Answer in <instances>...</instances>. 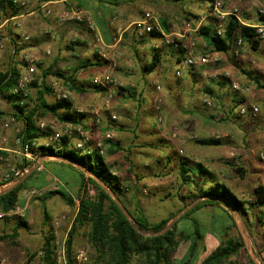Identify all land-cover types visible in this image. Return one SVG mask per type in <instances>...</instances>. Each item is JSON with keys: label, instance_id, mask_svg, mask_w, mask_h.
Instances as JSON below:
<instances>
[{"label": "rangeland", "instance_id": "rangeland-1", "mask_svg": "<svg viewBox=\"0 0 264 264\" xmlns=\"http://www.w3.org/2000/svg\"><path fill=\"white\" fill-rule=\"evenodd\" d=\"M96 1L98 5L103 2H111V0H92V2ZM117 1L127 2L131 8L135 9L137 11L134 13L136 18H143L144 13L151 12L158 19L161 27L160 21L164 20L169 25L171 33L186 34L195 43L197 56L212 54L208 50L209 46L205 47L203 40L197 38V35L200 36V28L207 25L210 20H215L214 18H206L210 11V2L208 0ZM227 2L228 0H226ZM82 5L85 8L88 7L83 3ZM241 12L244 14L242 10ZM186 25H191L190 29L192 30L199 25V30L196 29V32L188 31L189 28H186ZM199 43L204 51L203 55L198 54L197 47ZM152 44L159 45L160 40L154 39ZM161 45L163 46L162 43ZM163 48L168 47L164 46ZM252 51L251 46L247 45L246 47L244 46L242 54L251 53ZM16 62L18 61L16 60ZM161 88V92H163V87L161 86ZM164 93L168 94L165 90ZM184 95L185 98L182 97L184 100L183 106L179 103L176 106L177 110L180 111L181 119L191 114V118L198 119L200 117L199 121L202 120V123L192 121L187 124L189 133L184 136L188 138L191 136V138L185 144L180 143L182 131L179 128L181 125L174 126L171 124L169 126V118H174V122L179 119L176 115L177 113H174L175 108H172L169 114L161 113L162 123L158 121L160 114L157 115L152 112L154 115L150 116L152 118L148 123L149 126L151 124L152 127L157 128L159 132L158 139L148 135L153 129L151 128L147 132L145 124L142 125L144 129L136 128L134 131L127 129L118 134L117 122L119 121L120 113L118 110L116 111L118 119L114 128L110 131L113 137L111 140L115 141L114 144L118 142L119 150L117 153L110 155L106 149L103 158L111 166V172L122 179L123 193H120V205L126 211L128 209L132 213H137V210H141L152 223L172 218L169 223L170 226L183 215L191 214L190 211L201 201L197 197L192 184H181L179 177L181 160L187 159L193 164H203L215 172L219 181L228 187L240 200L248 204H254V207L249 210V215L246 217L241 216L234 208H230L229 212L234 217L249 256L252 260H255L256 264H264V204H257L255 197L256 189L263 190L264 194V169L259 167L262 164L264 165V137H261L262 141L259 139V143L257 142L256 147L260 144V148L255 153H252V149L248 151L246 146L248 135L255 132L253 128L264 125L262 122L264 121V105H259L260 114L253 121L257 124L248 122L244 130H238V132L244 134V136L241 135L244 137V141H241L240 135H237L238 132L234 127L233 129L229 128L230 124L226 121L228 119L221 114L222 107L218 108L216 100L210 97L207 91L200 95L194 88L187 91ZM188 99L193 101V106L186 105ZM204 99L210 100L212 106L208 107L204 103ZM116 101L117 99L113 98V103ZM166 104L170 105V101L166 100ZM232 115L238 116L237 108L232 111ZM247 119L252 120L250 118ZM51 120L48 122L49 124L57 125V120L54 117ZM125 122L132 124L130 120ZM104 124L106 125V123H103L97 129L95 135L92 134L93 140L96 141L103 138L108 132L103 128ZM55 127L59 128L60 126ZM232 130L236 132H232V134L238 136L240 140V147L236 145L237 141L235 139L229 140L224 136ZM174 133H176L175 138H173ZM93 136L96 138L94 139ZM255 136H257L256 132ZM218 137L222 141V145L218 147L205 146L197 142L198 140L217 139ZM40 141L43 142V137ZM70 164L68 160L63 158L43 159V170L38 171L33 176V179L30 180L29 188L21 192V203L19 206L12 214L0 220V236L12 235L19 219L28 224V228L19 230L17 238L12 239L10 237L5 241H0V260L6 259V264H44L41 248L44 236L47 235L53 237L56 264H69L67 241L77 214V207H70L61 196L58 194L49 195V193L65 190L69 196L74 198L78 206L79 202L75 198L80 191L78 171L82 169L78 166L72 167ZM54 170L65 175L66 180H61ZM86 176L91 177L88 173ZM100 184L108 190L105 184L101 182ZM87 188L86 191L88 190L91 196L95 195L92 185H88ZM33 190H39V193L32 195L31 192ZM112 196L115 197V195ZM191 215V218L198 223L204 237L200 242L199 255L195 263L199 264L204 256L209 254V251L213 250V247L218 244L221 227L218 225L212 227L211 209H201ZM258 217H262V221ZM184 228L188 230L187 227ZM87 232L88 230L83 228L75 233L72 244L74 264H84V261L79 258L81 252H85L89 264H93V251L87 241ZM189 247L190 242H182L180 244L175 255L178 263H182ZM204 248H206V251ZM34 254H37V256L31 259ZM234 262L236 264H248L245 253L235 258Z\"/></svg>", "mask_w": 264, "mask_h": 264}, {"label": "crops", "instance_id": "crops-1", "mask_svg": "<svg viewBox=\"0 0 264 264\" xmlns=\"http://www.w3.org/2000/svg\"><path fill=\"white\" fill-rule=\"evenodd\" d=\"M81 2L82 0H28L25 12L22 15L14 17L2 25L7 38L4 41L6 51L1 58L0 66L5 69L11 65V62L14 61L16 63V59L18 61L19 57L16 59L10 57V50L14 48L20 50L18 51L20 55L27 52L40 61L39 75L34 81L40 84L39 86L43 82L48 86L50 79L56 78L51 75L52 73H63L66 76H72L76 87L80 88L79 92H69L70 101L73 104L72 113L76 115L83 128L91 130V134L95 135L97 129L100 128L93 126L92 113L99 104L101 97L106 94V91L97 90L92 80L96 75L108 70L111 58L116 53H119L117 55L119 61L117 71L118 86L113 91L115 94L114 98L117 101L113 103L112 110L116 109L115 111L118 110L120 113L119 121L117 122L118 134L127 129L132 131L136 130V128L144 129L142 125L145 124L147 132L151 128L153 129L148 135L158 139L159 132L157 128L154 126L153 128L151 124L149 126L148 122L152 118L150 116L154 115L152 112L157 114L155 105L158 98H161L163 101L161 113L169 114L170 110L175 108L174 113H177L176 115L179 119L174 122V118H169V126L171 124L174 126L180 124L179 129L182 131L180 143H187L188 139L191 138V136L189 138L184 136L189 133L187 124L192 121L198 122L200 117L198 119L191 118L190 114L181 119L180 111L177 110L176 106H178V103L183 106L184 94L194 88L200 95L208 90L209 93H207L216 100L218 108L222 107L221 114L226 119H230V121L226 120L230 124V129L234 127L237 132L240 129L244 130L248 122L252 123L256 120H249L247 117L241 116L235 117L232 115V111L237 101L258 106L264 105V41H261L256 48H252L250 44H245V47L247 45L251 46L253 51L251 53H243L238 58L233 57L231 51L228 53L214 52L212 54L217 55L220 59L218 64L191 69L178 78L175 75V70L178 63L184 58V52L177 51L171 47H162L158 51L160 64L152 72L148 70L147 67L151 65L152 59L156 54L155 45L152 44L154 39L148 37L140 40L136 37L131 25L142 20V18L135 17L134 13L136 10L131 8L127 2L111 0V2H103L98 5L97 1L83 0L82 3L88 6L86 8ZM65 3L84 10L93 19L99 38L106 49L102 48V45L99 44L100 42H97L98 48L95 47L98 35L90 31L85 24H79L75 21H62L60 9ZM235 7L245 13L244 19H242L244 24L255 26L258 19L256 9L257 7H264V0H228L226 9ZM48 9L52 10L51 15H46ZM115 16H117V21H113ZM19 23L21 27H19ZM194 25L196 26L195 22ZM187 27L189 28L188 31L196 32V29L199 30V25L194 30L190 29L191 25H186ZM118 29L124 31V33L118 48H115L114 43ZM162 30L165 34H169L163 27ZM22 34L29 36L30 39L27 42L23 41L20 37ZM197 38L203 40L198 35ZM189 40L191 38L186 36L183 41L187 44ZM203 45L207 47L204 41ZM197 50L199 55L204 54L200 43ZM208 50L211 51L210 48ZM17 64L20 63L17 62ZM234 83H238L241 86L242 90L240 92L233 91L232 84ZM157 84H161L163 92L156 90L155 86ZM38 88L40 89V87L36 86L31 88V95L34 98L32 108L36 105L35 100ZM164 90L168 94H165ZM44 98L48 103L55 102L52 92L46 94ZM166 100L170 101V105L166 104ZM186 105L193 106V101L188 99ZM79 110L83 111L84 114L80 116ZM8 111H11V108H7ZM51 118L52 116L49 115L42 121L48 123L52 121ZM216 118L218 119V117ZM124 120H130L132 124L130 125ZM108 122L109 114L107 113L104 117V123H106V125H103L104 129ZM262 122L264 123V121ZM199 123H202V120ZM56 124L55 126L61 127L64 123L57 120ZM253 129L257 136H255V132L249 134L246 146L248 151L252 149V153H255L260 148V144L256 147L257 142L259 143V139L262 141L261 137H264V125ZM230 132L224 136L229 140L235 139L237 141L236 145L240 147L241 143L238 136L232 134L235 131L232 130ZM237 135H240L241 141H244V137L241 136H244L242 132H238ZM93 137L94 139L96 138L95 136ZM175 137L173 134V138ZM117 144L118 142H116L115 146H118ZM255 147L256 149L254 150ZM238 150L241 151L240 149ZM259 167L264 169L263 164ZM253 261L255 262V260Z\"/></svg>", "mask_w": 264, "mask_h": 264}, {"label": "trees", "instance_id": "trees-1", "mask_svg": "<svg viewBox=\"0 0 264 264\" xmlns=\"http://www.w3.org/2000/svg\"><path fill=\"white\" fill-rule=\"evenodd\" d=\"M25 9L26 6L14 5L13 0H0V26L4 21L22 15ZM244 16L245 13L242 14V19ZM160 22L163 29L170 33L167 22L164 20ZM216 23V20H210L207 25L199 30L200 37L209 46L211 53H228L231 51L238 33L244 39L245 44H250L252 48L259 46L260 42L255 39V28L247 27L235 18L229 17L226 31L222 36H218ZM258 24H264V17L258 16L256 25ZM153 37L160 39L162 34L154 32ZM18 51L20 50L17 49L16 52ZM180 52L183 51L180 50ZM159 64L160 54L156 51L151 65L147 68L152 72ZM20 67L21 63L17 64V62L8 66L9 69L7 70H3L0 66V94L6 95V98L12 103L15 102V98H12L10 91L18 81ZM51 75L62 79L68 90L80 91L72 76H66L63 73H52ZM39 85L37 82H33L31 86L40 87L41 90L38 88L36 105L29 111L28 121L23 129L24 141H35L43 137L38 128V121L49 115L62 123L80 124L76 115L72 113L73 104L71 101L48 103L44 97L51 93V89L44 82L41 86ZM206 91L208 92V90ZM242 104V101H237L234 109H238ZM14 107L17 108L18 106L14 105ZM105 130L110 131L108 125ZM197 142L212 147L222 145V141L219 139H204ZM63 143L62 150L55 152L53 147H50L47 150V155L63 158L68 160L72 167L78 166L82 169L78 171L80 191L75 198L79 202L78 206L74 198L69 196L65 190L49 193V195L58 194L70 207H77V214L67 241L69 264H74L72 244L75 233L83 228L88 230L86 237L93 251V264H180L175 255L182 242H190V247L181 264H195L199 255L200 242L204 237L198 223L191 218V214L206 208L212 210V227H216V225L221 227V234L218 236V244L209 251V254L201 260L200 264H236L234 259L242 253H245L248 264H255L247 253L238 226L229 212L230 208H234L241 216L246 217L254 204L240 200L219 181L215 172L203 164H193L187 159L181 160L179 166L180 180L183 185L192 184L201 201L190 211L191 214L183 215L169 226L172 218L152 223L141 210L132 213L126 208L129 215L127 217L110 194L112 193L121 201L122 179L111 172V166L106 160L100 156L96 149L89 150L86 147L82 150H76L73 145L67 144L65 140ZM104 144L110 155L119 150L113 140H106ZM36 173L37 171H34L23 182L0 195V213L10 215L16 210L21 203V192L29 188L30 180ZM55 173L61 180H66L65 175L57 171ZM87 173L91 177H87ZM100 182L105 184L108 190ZM88 185H92L95 195L91 196L88 190L86 191ZM255 197L257 204H264L263 190L256 189ZM258 219L262 221L263 218L258 217ZM184 227H187L188 230H185ZM25 228H28L27 222L19 219L13 234L0 236V241H5L10 237L12 239L17 238L19 230ZM204 250L206 251V248ZM41 253L44 264H56L52 236H44ZM36 256L37 254L32 255L31 259Z\"/></svg>", "mask_w": 264, "mask_h": 264}, {"label": "built area", "instance_id": "built-area-1", "mask_svg": "<svg viewBox=\"0 0 264 264\" xmlns=\"http://www.w3.org/2000/svg\"><path fill=\"white\" fill-rule=\"evenodd\" d=\"M208 1L210 2V11L206 18H214L216 20V33L218 36L224 34L227 28L228 18L233 17L241 24L255 28V39L259 42L264 41V24L255 26L244 24L242 22L241 10L237 7L226 9V0ZM13 4L25 7L28 4V0H13ZM256 10L259 17H264V7H257ZM60 11L62 21H75L79 24H85L90 31L98 35L93 19L84 10L65 3ZM51 14L52 10L48 9L46 15ZM8 21L9 20H6L4 23ZM113 21H117V16L113 18ZM2 25L0 26V64L1 58L6 51V44L4 41L7 38V34ZM18 25L21 27L20 23ZM131 28L136 37L140 40L148 37L156 39L153 37V33H161L162 37L159 39L160 44L154 46L155 51H160L162 47L166 46L184 52V58L178 63L175 70V75L178 78L182 77L191 69L208 66L210 64H218L220 61L219 57L215 54L197 56L195 43L189 40V42L185 44L183 41L186 38V34H165L158 19L151 12L144 13L142 20L133 23ZM123 33L124 31L121 29L117 30V37L114 43L115 48H118L122 41ZM20 37L25 42L30 39L29 36L25 34H22ZM97 42H100L99 44L102 45V48L106 49L99 35L96 37V48H98ZM244 46V39L240 33H238L231 50L233 57H240ZM16 50L17 49L14 48L10 50V57L13 59L19 57L18 63H21L20 76L16 85L10 91L12 98H15V102H10L6 98V95L0 94V195L6 193L25 176H29L34 171H42L43 159L56 158L54 155H47L48 148L53 147L55 152L62 150L64 145L63 140H65L67 144L73 145L76 150H82L86 147H88L89 150L96 149L100 156L103 157L106 153L104 142L113 138L111 131H108L103 138L95 141L92 139L91 130H86L80 124L64 123L61 127L56 128L54 125L48 124L41 119L38 121V128L43 134V142L40 141L41 139L24 141L23 129L28 121L29 111L32 109L34 100L31 95V86L36 78H38L40 61L27 52L21 53L20 55ZM47 53L49 54V52ZM117 55H119V53H116L111 58L108 70L96 75L92 80L95 87L106 91V94L101 97L99 104L92 113L94 127H100L104 123V117L107 113L109 114V122L107 125L110 130L114 128V124L118 119V113L112 110L114 98L113 89L118 86L117 71L119 64ZM13 63L14 61L11 62V64ZM9 68L6 67L3 70ZM48 87L51 89L55 101H70L69 90L65 86L64 81L52 78L48 83ZM155 88L158 92L162 91L161 85L159 84H157ZM232 89L235 92H240L242 90L238 83L232 84ZM162 102L161 98H158L155 105V111L157 114H160V117L158 116V121L160 123L163 121L161 116ZM204 103L208 107L212 106V102L208 99H204ZM14 105L18 107L16 108ZM7 108H11V111L7 112ZM78 113L81 116L83 111L79 110ZM259 114L260 107L256 104L244 102L238 108V116L241 117L255 119ZM174 136H176V133H174ZM217 139H219V137ZM38 193L39 190H33L31 192L32 195H37ZM7 216H9V214L0 213V220ZM79 258L84 261V264H89L85 252H81ZM0 264H6V259L0 260Z\"/></svg>", "mask_w": 264, "mask_h": 264}, {"label": "water", "instance_id": "water-1", "mask_svg": "<svg viewBox=\"0 0 264 264\" xmlns=\"http://www.w3.org/2000/svg\"><path fill=\"white\" fill-rule=\"evenodd\" d=\"M56 158H58V157H56ZM28 177V175L27 176H25L24 178H22L15 186H17L18 184H20L21 182H23L26 178ZM15 186H13V187H11L9 190H11L12 188H14ZM8 190V191H9ZM7 191V192H8ZM110 192V191H109ZM110 194H112V193H110ZM113 195V194H112ZM111 195V196H112ZM113 197V199L116 201V203L121 207V209L123 210V212H124V214L128 217L129 215H128V213H127V211L120 205V202H119V200H118V198H116V197H114V196H112Z\"/></svg>", "mask_w": 264, "mask_h": 264}]
</instances>
